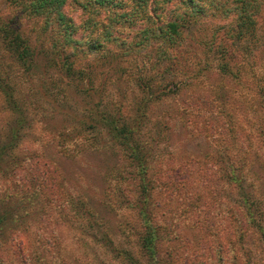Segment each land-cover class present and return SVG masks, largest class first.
<instances>
[{
	"label": "trees",
	"instance_id": "trees-1",
	"mask_svg": "<svg viewBox=\"0 0 264 264\" xmlns=\"http://www.w3.org/2000/svg\"><path fill=\"white\" fill-rule=\"evenodd\" d=\"M10 1L19 11L9 19L0 13V52L4 53H0V99L9 112L4 125L6 137L4 141L0 139V264H12L3 255L7 236L13 241L17 258L18 253L22 257L14 264H32L33 258L36 261L40 255L44 257L56 244L37 232L43 238L36 241L41 248H32L34 252L30 254L21 231L8 230L21 226V220L27 219L21 207L39 195L45 199L41 203L49 208L57 205L66 216L74 218L72 221L93 229V238L116 264H187V252L180 247L186 240L193 241L199 232L203 235L202 251L206 242L223 243L218 239L220 232L226 234L236 251L238 241L256 226L252 210L256 201L245 180L246 176L256 177L259 182L264 179V152H260L262 148L264 151V118L256 132H238L239 121L223 115L226 101L222 92L196 91L195 78L182 72L183 77L175 79L172 68L176 57L184 61L180 60L182 53H177L179 47L187 48L194 41L206 52L216 49L215 30L205 42L188 39L194 31L192 19L207 13L232 15L235 23L234 38L226 37L216 45L221 55L237 41L244 43L245 51H252L255 41L264 38V34L257 36L262 0H86L84 9L90 15L82 29L69 14L70 0ZM204 5L211 8V13L203 9ZM92 13L103 14L104 18H93ZM24 17L39 23L52 49L31 44L28 31L20 24ZM47 53L52 55L50 63L62 86L75 84L89 91L87 96L98 99L99 105L95 100L88 105V117L81 122L105 134L113 147L110 153L114 161L105 168L95 202L92 196L66 199L57 195V180L63 176L51 153L42 164L31 152L14 156L13 149L22 145L23 128L30 123L31 105L20 96L27 91L19 89L12 70L18 68L25 79L42 72L48 74ZM137 53L148 58L145 74L143 69L134 75L124 73L122 62ZM163 61H168L167 66L160 68ZM8 62L13 68L7 69ZM96 63L105 65L106 74L111 70L118 75L108 77L111 81H130L129 100L125 101L121 93L114 105L104 101L105 81L102 87L94 85L95 79L104 74L95 67ZM217 67L216 77L220 78L219 73L226 72L228 63L225 60ZM148 69H153V74L159 70L169 75L156 82L150 72L146 75ZM254 90L256 99L247 106L264 112V87L256 85ZM41 95H47L45 90ZM166 98L173 100L174 111L160 118L152 115ZM191 143L203 146L191 148ZM103 144L90 141L86 148L78 143L75 147L77 151L104 152ZM64 149L67 156L75 155L73 148ZM256 160L259 166L254 168ZM37 206L43 208L41 204ZM63 220H69L72 227L71 219ZM171 234L177 240L175 245L168 243Z\"/></svg>",
	"mask_w": 264,
	"mask_h": 264
},
{
	"label": "rangeland",
	"instance_id": "rangeland-1",
	"mask_svg": "<svg viewBox=\"0 0 264 264\" xmlns=\"http://www.w3.org/2000/svg\"><path fill=\"white\" fill-rule=\"evenodd\" d=\"M262 2L263 5L260 7L257 16V26L259 29L257 36L260 35V37L261 34H264V0ZM68 4L67 9L72 20L77 24L79 29H82L86 25L84 22L89 21L87 18L90 15L84 9L86 0H70ZM204 8L207 11L208 5H204ZM18 11L19 8L15 7V4L10 0H0V13L3 14V18L9 19L10 16L16 14ZM211 11V8H209L208 12L211 13ZM218 13L215 12L214 15L207 13L193 18L192 20L195 22L191 28L194 31L190 32L188 37V39L194 37L198 41L205 42L215 30L213 34V47L216 49L206 52L202 45L198 46L194 41L193 43L190 41L192 45L187 48H184L186 46L179 47L177 53H182L180 54L182 55L180 60L184 59V61L181 62L176 57L172 74L175 79H181L183 77L182 72L190 75V77L192 76V78H195V89L199 92L218 89L219 92L225 95L223 97L226 101V110L223 114L227 116L225 118L239 121L238 125L241 127V130L238 132L242 134L247 133V129L256 132L260 120L264 118V112L258 108H249L247 105H250L251 102L254 103L256 99L254 95L256 85L264 87V38L261 39L262 41L255 39V46L250 52L244 50L243 42L237 41L232 47H228L226 50L227 54L222 53L221 55L217 50L220 47L216 45L226 37L234 38L233 28H235V23L232 15L225 17L223 14L218 15ZM92 15L93 18L97 17V19L104 18L103 14L96 15V13H92ZM13 20L17 22L16 17ZM20 24L23 29L28 31L26 34L29 35L33 46L39 48L42 45H46L47 51L52 49V43L49 41L47 35H42L44 31L42 28H39V23L34 22L31 18L27 19L24 17L21 19ZM0 53L4 54L2 51ZM47 54L48 72H52L53 76L48 72V74L42 72V75L38 73L34 77L28 76L25 79L23 77L25 75L18 68L14 67L12 70V73L18 76H14V79L19 83V89L27 91L21 92L20 96L25 101L30 102L31 105L28 109L30 123L27 127L25 126L26 128H23L24 137L22 145L13 149L14 156L21 157L31 152L37 155V160L42 164L49 159V154L51 153L52 158H56L54 163L62 174L59 173V175L63 176V178L59 176L61 180H57V195H63V198L66 197V199L71 198V196L80 197V195H85L90 198L92 196V200L95 202L98 198L99 188L102 187L101 177L103 178L104 176L105 168L114 161L110 153L113 147L105 134L102 132L97 133L90 125H85L81 122L82 119L88 117V105L94 102L98 104V99L97 97L93 99L87 96L89 91H86L82 87L77 88L75 84L71 83L68 86H62L56 70H54V67L50 63L52 55L51 53ZM147 59L143 55H140V53L125 58L121 64L124 69L123 72L134 75L143 69L142 72L145 74L144 70L149 67L146 63ZM225 60L228 63V68L225 73L220 72V78H217V65L219 66ZM4 61H8V59L4 58ZM167 63L168 61L161 62L160 68L167 66ZM95 65L99 71H104V74H100L94 82V85L102 87L105 81L103 85L104 101H109L113 104L114 100L121 93L125 101L129 100L132 95V84L129 86L130 81L127 82L121 78L115 83L108 77L116 78L118 75H114L111 70H108V74H106L104 64L96 63ZM10 68L13 67H10L8 62L7 69ZM149 72L156 82L164 81L169 75L166 71L160 72L159 70L153 74V69H148L147 76ZM44 90L45 94H47L46 96L41 95ZM173 106H175L173 105V100L166 98L164 103L157 107L152 115H157L160 118L162 115L172 113ZM3 107L0 99V139L4 141L7 131L4 125L7 119H9V112ZM67 113L71 116L67 117ZM204 114L207 115L206 112ZM66 123L67 125H65ZM90 141L104 143L103 149L105 151H77V147H75L77 143L78 145L84 144L83 146L86 148ZM202 146V143H198V145L193 143L191 148H201ZM64 147L67 148V151H71L73 148L75 155L73 154L74 156L71 157L64 154ZM262 150L263 148L260 152H264ZM55 165L51 167L53 168ZM258 166L259 163L256 160L253 167L257 168ZM25 173V171L22 172L23 177L26 176ZM13 178H11V181ZM8 180H10L9 175L5 181L8 183ZM245 184L251 190L252 197L256 201L252 209L256 215V226L249 230V234L245 239L238 241L236 251L233 249L232 243H228L227 236L223 232H220L218 238L222 239L223 243H218L216 240H212V236H208V239H211L215 244L206 242L208 241L206 238L204 240L206 242L204 245L205 249L202 251L203 235L199 232L198 236H194L195 241L186 240L184 246L180 247V249H184L187 252V264H264V179L259 182V179L256 177L249 176L247 178L246 176ZM5 185L7 184L5 183ZM94 194H97V196H94ZM42 201L45 203V199L39 195V197L34 198L31 204H27L23 209L21 207V212H24L22 216L26 217L25 214H27V219L21 220V226H11L8 229L9 232L16 229L21 231V237L23 236L24 240L28 241L24 246L25 248L29 246L30 254L34 252L32 248L36 250L38 248L40 250L41 248V246L37 245L36 241L43 238L40 235L38 236L37 232L42 234L45 239H51V241L53 240L52 243H56L53 246L48 243L51 246L49 248L50 252L46 253L44 257L40 255V257L36 258V261L33 258L32 264H108L109 262L116 264L114 258H108L106 256L108 254L102 251L97 240L93 238V229L77 220L72 221L74 218L68 214L66 216L65 212L60 211L59 206L52 205L49 208L46 204L41 203ZM36 204L43 205V208H38ZM40 209H43L40 211L42 214L38 212ZM65 217L71 219L72 227L69 224V220L68 222L63 220ZM187 230L188 228H186ZM213 233L215 234L216 232L214 231ZM175 242L177 240H173V234H171L168 243L169 245H175ZM212 244L213 247H211ZM15 251L12 239L10 236H7L3 255L8 263L14 264L15 260L19 261L18 259L22 258L20 253H18L19 258H17ZM75 254L76 256H74ZM103 259H105V263H101L104 262Z\"/></svg>",
	"mask_w": 264,
	"mask_h": 264
}]
</instances>
